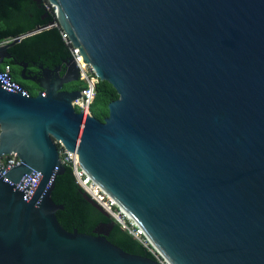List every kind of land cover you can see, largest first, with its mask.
I'll return each mask as SVG.
<instances>
[{
    "label": "water",
    "instance_id": "95a60500",
    "mask_svg": "<svg viewBox=\"0 0 264 264\" xmlns=\"http://www.w3.org/2000/svg\"><path fill=\"white\" fill-rule=\"evenodd\" d=\"M47 1L119 96L104 120L77 111L73 55L16 60L35 94L0 73V156L20 159L0 169V264H157L107 225L59 223L55 140L166 264H264V0ZM42 28L2 40L0 63Z\"/></svg>",
    "mask_w": 264,
    "mask_h": 264
},
{
    "label": "trees",
    "instance_id": "16d2710c",
    "mask_svg": "<svg viewBox=\"0 0 264 264\" xmlns=\"http://www.w3.org/2000/svg\"><path fill=\"white\" fill-rule=\"evenodd\" d=\"M46 2L47 0H0V42L5 39L12 40L43 26L9 46L8 51L12 57L4 61L11 65L12 78L22 84L30 94H35L36 91L21 77L22 67L15 60L28 62L26 69H36L33 62L54 67L72 55L69 45L62 37L60 26L51 24L56 17L46 7ZM85 85L84 80H78L65 84L62 88L80 90ZM118 96L110 82L98 78L95 98L90 107L91 114L104 120L109 112L108 103ZM51 197L55 203L63 205V208L56 211V216L65 229L91 233L98 224H104L111 227L107 235L111 242L127 252L153 257L137 238L85 194L77 183L70 164H64V170L56 175Z\"/></svg>",
    "mask_w": 264,
    "mask_h": 264
},
{
    "label": "built area",
    "instance_id": "2783aa9c",
    "mask_svg": "<svg viewBox=\"0 0 264 264\" xmlns=\"http://www.w3.org/2000/svg\"><path fill=\"white\" fill-rule=\"evenodd\" d=\"M46 7L57 15L55 11V5L50 3L49 1L46 2ZM56 25H58L55 22ZM59 26V25H58ZM61 34L65 42L69 45L72 55L75 57L78 66L80 67L83 77H80V80H84L86 85L80 89V91L84 92L82 95V103L80 102H73V106L79 112L87 109L89 110L90 114V107L93 103L96 93V82L98 77L94 73L92 67L88 63H84L79 51L77 50L76 46H73L71 43L68 34L61 30ZM0 73H6L10 75L9 81L15 82L20 85L15 79L11 76V65L9 63H0ZM21 86V85H20ZM24 89V88H23ZM58 146L59 156L61 163L70 164L72 166L73 174L76 178L77 183L82 187L83 191L89 195V197L96 202L103 210H105L116 222H118L124 229H126L130 234H132L135 238H137L152 254L153 258L156 260L157 264H166L155 248L152 246L150 241L147 237L137 228L135 227L127 217L121 212V210L110 200L108 199L96 186L95 184L89 179V177L83 172V170L78 166V164L73 160V158L69 155V153L65 150V148L55 140ZM19 157L17 153L11 152L9 154H5L0 156V169L3 170L2 167H6L7 163L17 164L19 162ZM2 165V167H1Z\"/></svg>",
    "mask_w": 264,
    "mask_h": 264
},
{
    "label": "flooded vegetation",
    "instance_id": "af4514ba",
    "mask_svg": "<svg viewBox=\"0 0 264 264\" xmlns=\"http://www.w3.org/2000/svg\"><path fill=\"white\" fill-rule=\"evenodd\" d=\"M10 53V52H9ZM11 54V53H10ZM11 57H12V54H11ZM10 57V58H11ZM15 62H16V60H15ZM24 62V61H23ZM17 63V62H16ZM28 63V62H27ZM29 66V63H28V65H27V67ZM26 67V68H27ZM22 69V68H21ZM27 70V73L28 74H34V73H36L37 72V70L36 69H34V68H29V69H26ZM26 82H33L32 80H30V79H24ZM37 90H39V87L37 88ZM37 92V91H36Z\"/></svg>",
    "mask_w": 264,
    "mask_h": 264
},
{
    "label": "rangeland",
    "instance_id": "374dc122",
    "mask_svg": "<svg viewBox=\"0 0 264 264\" xmlns=\"http://www.w3.org/2000/svg\"><path fill=\"white\" fill-rule=\"evenodd\" d=\"M26 84L29 86V87H31V88H33L35 91H38L37 90V88H38V86H37V83H35L34 81L33 82H26Z\"/></svg>",
    "mask_w": 264,
    "mask_h": 264
}]
</instances>
